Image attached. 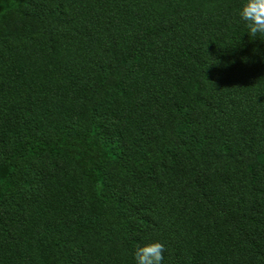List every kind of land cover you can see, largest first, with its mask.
<instances>
[{
  "label": "trees",
  "instance_id": "16d2710c",
  "mask_svg": "<svg viewBox=\"0 0 264 264\" xmlns=\"http://www.w3.org/2000/svg\"><path fill=\"white\" fill-rule=\"evenodd\" d=\"M242 3L0 0V264H264Z\"/></svg>",
  "mask_w": 264,
  "mask_h": 264
},
{
  "label": "clouds",
  "instance_id": "9594fccd",
  "mask_svg": "<svg viewBox=\"0 0 264 264\" xmlns=\"http://www.w3.org/2000/svg\"><path fill=\"white\" fill-rule=\"evenodd\" d=\"M238 16L244 21L248 35L264 36V0H243ZM165 251L160 241L144 243L135 249L136 264H163Z\"/></svg>",
  "mask_w": 264,
  "mask_h": 264
}]
</instances>
